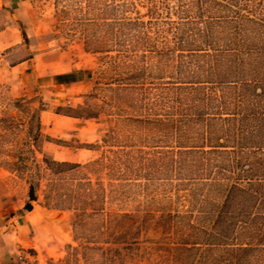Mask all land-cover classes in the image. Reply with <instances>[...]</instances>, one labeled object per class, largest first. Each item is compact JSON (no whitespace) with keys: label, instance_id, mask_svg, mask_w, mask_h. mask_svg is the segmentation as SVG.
Here are the masks:
<instances>
[{"label":"rangeland","instance_id":"obj_1","mask_svg":"<svg viewBox=\"0 0 264 264\" xmlns=\"http://www.w3.org/2000/svg\"><path fill=\"white\" fill-rule=\"evenodd\" d=\"M178 3L31 0L32 38L0 47V264H225L205 239L228 181L179 179L146 161L203 143L173 133L171 113H218L172 112L167 100ZM124 21L146 25L124 37ZM32 54L33 68L11 69ZM249 258L264 264V251Z\"/></svg>","mask_w":264,"mask_h":264},{"label":"trees","instance_id":"obj_2","mask_svg":"<svg viewBox=\"0 0 264 264\" xmlns=\"http://www.w3.org/2000/svg\"><path fill=\"white\" fill-rule=\"evenodd\" d=\"M176 1L168 50L176 81L169 82L167 100L172 112L186 106L218 113H171L173 133L194 131L203 143L154 150L146 161L179 179L228 181L205 241L218 244L225 264H243L246 253L248 264L252 253L264 251V0ZM145 25L124 21V37ZM219 134L235 145L218 144ZM123 156L117 159L126 161ZM35 200L31 186L29 201Z\"/></svg>","mask_w":264,"mask_h":264},{"label":"crops","instance_id":"obj_3","mask_svg":"<svg viewBox=\"0 0 264 264\" xmlns=\"http://www.w3.org/2000/svg\"><path fill=\"white\" fill-rule=\"evenodd\" d=\"M0 12L7 14L6 21L0 27V47H4V49H12L21 42L25 40L28 41L32 38V35L30 34V32H32L31 26L33 24V9L31 0H0ZM6 55H9V52H7ZM34 59L35 54H32L26 59L13 64L11 69L19 68L23 69V72H27L30 68L35 66L33 64ZM67 77L68 76L65 74H59L57 76V85L60 86L65 84ZM36 80V78L33 79L34 83L31 82L32 85L37 84Z\"/></svg>","mask_w":264,"mask_h":264}]
</instances>
